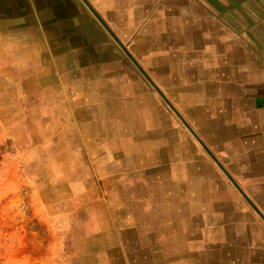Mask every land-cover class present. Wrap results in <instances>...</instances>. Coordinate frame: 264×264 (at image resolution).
Segmentation results:
<instances>
[{
	"label": "rangeland",
	"instance_id": "1",
	"mask_svg": "<svg viewBox=\"0 0 264 264\" xmlns=\"http://www.w3.org/2000/svg\"><path fill=\"white\" fill-rule=\"evenodd\" d=\"M140 11L0 0V264L134 261L120 253L126 192L104 185L116 142L96 138L131 129L150 98L175 116L147 75L154 32Z\"/></svg>",
	"mask_w": 264,
	"mask_h": 264
},
{
	"label": "crops",
	"instance_id": "2",
	"mask_svg": "<svg viewBox=\"0 0 264 264\" xmlns=\"http://www.w3.org/2000/svg\"><path fill=\"white\" fill-rule=\"evenodd\" d=\"M140 8L154 32L147 75L198 137L153 98L131 129L100 131L96 141L116 142L104 185L126 192L120 253L134 256L126 264H264V0Z\"/></svg>",
	"mask_w": 264,
	"mask_h": 264
},
{
	"label": "water",
	"instance_id": "3",
	"mask_svg": "<svg viewBox=\"0 0 264 264\" xmlns=\"http://www.w3.org/2000/svg\"><path fill=\"white\" fill-rule=\"evenodd\" d=\"M153 84L155 85L158 92L167 100V102L172 106L173 110L178 114V116L183 120V122L188 126V128L197 136L195 131L190 127V125L187 123V121L183 118V116L179 113V111L172 105V103L168 100L162 89L153 81ZM198 137V136H197ZM208 152L213 155L209 150ZM216 159V158H215ZM217 160V159H216Z\"/></svg>",
	"mask_w": 264,
	"mask_h": 264
},
{
	"label": "bare ground",
	"instance_id": "4",
	"mask_svg": "<svg viewBox=\"0 0 264 264\" xmlns=\"http://www.w3.org/2000/svg\"><path fill=\"white\" fill-rule=\"evenodd\" d=\"M228 194V193H227Z\"/></svg>",
	"mask_w": 264,
	"mask_h": 264
}]
</instances>
